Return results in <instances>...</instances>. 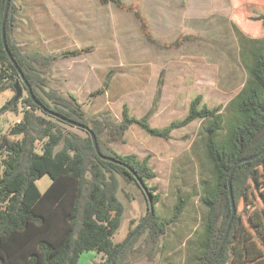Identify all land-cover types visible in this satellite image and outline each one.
Returning a JSON list of instances; mask_svg holds the SVG:
<instances>
[{"label":"rangeland","instance_id":"rangeland-1","mask_svg":"<svg viewBox=\"0 0 264 264\" xmlns=\"http://www.w3.org/2000/svg\"><path fill=\"white\" fill-rule=\"evenodd\" d=\"M15 1V41L28 51L58 55L44 75L61 94H74L89 117L109 112L121 120L127 107L131 116H145L151 127L164 129L182 120L191 101L201 95L200 107H218L222 113L224 130L218 136L225 137L252 59L258 51L264 53L261 22L250 12V6L264 5V0ZM67 51L79 52L61 54ZM12 95L0 94V134L8 133L23 116L22 99L2 109ZM212 121L198 118L167 136L132 124L112 142L120 154L148 159L156 175L147 183L157 187L155 211L160 217H170L178 199H186L180 219L168 224L155 255L147 254L151 245L145 246V232L135 243V248H143L129 253L126 264L194 262L188 241L191 235L192 243L196 240L193 233L201 226L200 195L214 184L207 149ZM119 180L118 198L125 209L115 242L125 241L130 227L149 214L143 189L122 176ZM50 183L49 175L37 181L41 192ZM104 261L97 251L80 257V264Z\"/></svg>","mask_w":264,"mask_h":264},{"label":"trees","instance_id":"trees-1","mask_svg":"<svg viewBox=\"0 0 264 264\" xmlns=\"http://www.w3.org/2000/svg\"><path fill=\"white\" fill-rule=\"evenodd\" d=\"M5 3L6 0H0V94L13 95L2 109L11 108L22 99L24 110L9 132L0 134V264H80V257L86 251L103 253L105 261L100 264H111L124 242L114 241L125 209L118 198L119 176L140 186L125 166L97 154L87 130L37 105L29 87L43 106L88 125L103 155L127 164L143 178L153 194L154 206L160 195L156 186L147 183V179L156 175L148 159L120 154L112 142L121 139L132 124H139L152 135L167 136L175 127L198 118H213L207 149L214 184L207 185L200 195L201 226L193 233L196 240L192 243L191 235L188 241L194 260L191 264H209L232 215L229 173L237 160L264 148V53L258 51L252 59L248 82L236 96L235 114L229 120L225 137L218 136L224 130L222 113L218 107L210 108L206 104L200 107L201 95L191 101L189 112L182 120L164 129L151 127L145 116H131L127 107L121 120L109 112L89 117L74 94H61L44 75L58 55L39 49L28 51L15 41L12 33L18 7L11 0L5 24L7 44L29 87L25 84L3 44ZM250 12L253 20L261 22L259 34L264 36V5H252ZM76 52L79 51L61 54ZM65 125L81 132L66 129ZM44 175L50 176L51 183L41 192L37 181ZM232 192L236 212L214 264H264V154L237 167ZM185 202L180 197L170 217H160L155 211L147 226L118 254L116 264H126L129 253L143 248H135V243L145 232V246L151 245L147 254L153 257L168 224L180 219ZM145 218L130 227L128 236Z\"/></svg>","mask_w":264,"mask_h":264},{"label":"water","instance_id":"water-1","mask_svg":"<svg viewBox=\"0 0 264 264\" xmlns=\"http://www.w3.org/2000/svg\"><path fill=\"white\" fill-rule=\"evenodd\" d=\"M9 7H10V0H6V3H5V8H4V14H3V19H2V39H3V44H4V48L6 50V52L8 53L12 63L17 67L19 73H20V76L22 77L23 81L25 82V84L29 87L28 85V82L23 74V72L20 70V68L18 67L17 65V62L15 61L14 57L12 56L10 50H9V47H8V44H7V38H6V31H5V24H6V20L8 18V13H9ZM30 89V94L33 98V100L35 101V103L37 105H39L40 107H42L44 109L45 112L53 115V116H56L74 126H77V127H80L82 129H85L87 130L91 137H92V141H93V145H94V148L97 152V154L105 159V160H109V161H112V162H118L120 164H122L123 166H125L131 173L132 175L136 178L137 182L139 183V185L141 186V188L143 189V191L145 192V195L148 199V203H149V214L148 216L145 218V220L136 227V229L126 238V240L122 243L121 247L119 248L118 252L114 255L112 261H111V264H116V259L118 257V254L125 248V246L139 233L141 232V230L147 226V224L150 222V220L153 218L154 214H155V206H154V201H153V194L150 192L146 182L143 180L142 177L139 176V174L130 166H128L127 164L125 163H122L121 161L117 160L116 158H113V157H110V156H106V155H103L101 152H100V149H99V146H98V142H97V138H96V135L95 133L90 129V127L84 123H80V122H77V121H74V120H71L69 118H66L64 116H62L61 114L43 106L36 98L35 96L33 95V92L31 90V88L29 87ZM262 154H264V148L252 155V156H249V157H245V158H241L239 160H237L230 173H229V177H228V186H229V192H230V199H231V206H232V215L230 217V220H229V223L227 225V228H226V231L224 233V236L221 240V243L219 245V248L215 254V256L213 257V259L209 262V264H214L216 262V260L218 259L222 249H223V246H224V243H225V240L228 236V233H229V229H230V226H231V223H232V220L234 218V215H235V212H236V207H235V202H234V198H233V192H232V178H233V175L235 173V170L237 169V167L244 163V162H248V161H252L256 158H258L259 156H261Z\"/></svg>","mask_w":264,"mask_h":264},{"label":"crops","instance_id":"crops-1","mask_svg":"<svg viewBox=\"0 0 264 264\" xmlns=\"http://www.w3.org/2000/svg\"><path fill=\"white\" fill-rule=\"evenodd\" d=\"M96 261H99L100 262V260H98V259H96Z\"/></svg>","mask_w":264,"mask_h":264}]
</instances>
